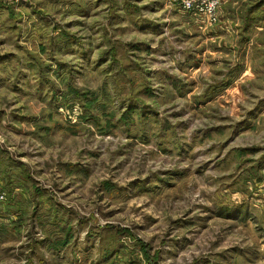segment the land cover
<instances>
[{"label":"rangeland","instance_id":"374dc122","mask_svg":"<svg viewBox=\"0 0 264 264\" xmlns=\"http://www.w3.org/2000/svg\"><path fill=\"white\" fill-rule=\"evenodd\" d=\"M0 2V264H264V0Z\"/></svg>","mask_w":264,"mask_h":264},{"label":"crops","instance_id":"0c3cea01","mask_svg":"<svg viewBox=\"0 0 264 264\" xmlns=\"http://www.w3.org/2000/svg\"><path fill=\"white\" fill-rule=\"evenodd\" d=\"M257 152H259L261 154V156L258 159H256V162H255L257 164L256 168H253V171L250 172V174L248 172H246L247 173V176L246 177H240L238 179L236 177H232L231 176V179L230 180L233 179V182L232 183L230 182V185H229V187L231 189L234 188V190H237L242 185V184H239V180H242V183L245 184L244 185V188L245 189H248V184L251 183L253 180L254 181H259L260 180V177H261L260 174H261L262 170L264 169V150H257ZM256 173H257V176H254ZM234 199H236V198H234ZM245 201L246 200H244V202ZM229 211H230V208H229ZM220 218H225L226 219V217H224V216L223 217L220 216Z\"/></svg>","mask_w":264,"mask_h":264},{"label":"built area","instance_id":"2783aa9c","mask_svg":"<svg viewBox=\"0 0 264 264\" xmlns=\"http://www.w3.org/2000/svg\"><path fill=\"white\" fill-rule=\"evenodd\" d=\"M256 187H258L259 192L264 196V169L261 172V179H260V181ZM4 200H5V198L3 196H0V202H2Z\"/></svg>","mask_w":264,"mask_h":264}]
</instances>
